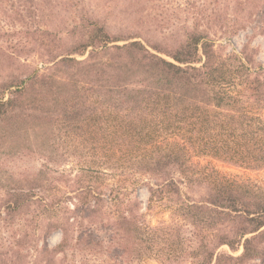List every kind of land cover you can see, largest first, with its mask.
Listing matches in <instances>:
<instances>
[{
    "label": "trees",
    "instance_id": "trees-1",
    "mask_svg": "<svg viewBox=\"0 0 264 264\" xmlns=\"http://www.w3.org/2000/svg\"><path fill=\"white\" fill-rule=\"evenodd\" d=\"M249 6L264 0H235ZM196 23L181 40L138 39L80 11L13 45L44 60L0 62V221H22L0 264H132L150 251L165 264L264 262V187L193 161L264 167V67ZM29 155L44 160L36 172L7 166ZM140 177L178 221L145 222L127 189Z\"/></svg>",
    "mask_w": 264,
    "mask_h": 264
},
{
    "label": "rangeland",
    "instance_id": "rangeland-1",
    "mask_svg": "<svg viewBox=\"0 0 264 264\" xmlns=\"http://www.w3.org/2000/svg\"><path fill=\"white\" fill-rule=\"evenodd\" d=\"M214 5L217 7L216 10H212ZM234 7L235 0H0V48H2L0 62L2 69H9L13 67L9 65L21 61L32 65L42 64L44 57L40 50L30 53L19 52L20 48L16 51L12 48L13 45L37 27L45 29L49 26L57 30L64 29L71 24L75 14L80 11H94L107 18L113 33L124 35L132 33L139 35L138 39L147 37L164 41V36H168L170 32H177V37L181 40L185 38V30L193 28L196 22H199L200 27H209L217 49L225 53L241 54L242 49L247 47L255 63L264 67V20L262 17L264 11L255 9V6L246 7L243 10L240 8L236 10ZM49 12L57 15L52 16L53 24H49L46 18L42 17ZM208 16H213V19L208 20ZM177 41L179 39L174 42ZM0 73L6 72L0 70ZM193 161L214 167L222 176L230 180L264 187V167L250 168L210 155H196ZM43 162L42 158L29 155L7 160V166L15 172L28 174L36 172L43 166ZM73 165L75 164L72 161H68L60 168ZM75 170H78V166ZM127 189L132 197H138L141 200V211L147 224L157 226L178 221L172 209L164 201L150 199L148 187L142 177L128 181ZM21 222L19 220L9 226L0 221L1 246L5 248L9 246L13 239V226L22 227ZM61 237V232L56 231L48 238V241L50 245H55ZM69 252L71 257L72 250ZM132 264L165 263L161 254L150 251L134 260Z\"/></svg>",
    "mask_w": 264,
    "mask_h": 264
}]
</instances>
